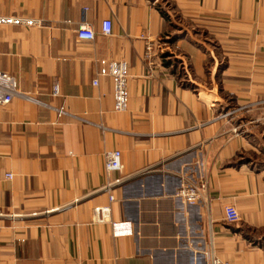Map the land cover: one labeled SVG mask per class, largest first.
Masks as SVG:
<instances>
[{
    "label": "crops",
    "instance_id": "obj_1",
    "mask_svg": "<svg viewBox=\"0 0 264 264\" xmlns=\"http://www.w3.org/2000/svg\"><path fill=\"white\" fill-rule=\"evenodd\" d=\"M0 16L42 22L0 27V72L32 98L0 107V264H264V0H0ZM100 60L128 65L125 112ZM200 182L205 202L177 196ZM106 205L118 229L91 223Z\"/></svg>",
    "mask_w": 264,
    "mask_h": 264
},
{
    "label": "built area",
    "instance_id": "obj_2",
    "mask_svg": "<svg viewBox=\"0 0 264 264\" xmlns=\"http://www.w3.org/2000/svg\"><path fill=\"white\" fill-rule=\"evenodd\" d=\"M42 25L41 21H36L33 19H24L20 17H5L0 16V27H23L32 28L40 27ZM101 34L104 36H109L112 31V23L110 20H104L101 23ZM76 37L80 41H93L95 38L94 31L92 27L83 22L76 31ZM146 58H151L153 52V45L148 44L145 48ZM99 70L97 76L100 78H110L113 88V109L117 113L125 112L128 108L129 103V92H128V79L129 71L128 65L124 61H99ZM98 85V79L95 78L92 81V86ZM52 96L58 97L60 95L59 85L55 84L52 88ZM21 98L24 100H32L29 95L21 93L19 91L17 80L4 72H0V107L9 105L15 98ZM57 118L67 116L68 113L64 107L54 109ZM226 116V115H225ZM102 131L105 129L103 127H98ZM236 133V129L233 130ZM104 171L109 177L105 185L102 187L101 192L108 194L109 203H112L115 198L112 195L114 189L119 188L123 185L126 178L118 176L115 178H110L113 174H121L122 163H121V153L118 150L107 151L104 154ZM11 178V175L7 176ZM206 189L207 184L205 182H200L196 185H188L183 187L179 193L178 197L188 205H196L206 200ZM225 222L228 224H236L239 222L240 217L236 209L232 206H228L224 209ZM91 223L95 224H111L114 229H118L121 224L113 223L111 220V208L110 205L106 206H95L91 210ZM212 264H219L216 259L212 260Z\"/></svg>",
    "mask_w": 264,
    "mask_h": 264
},
{
    "label": "trees",
    "instance_id": "obj_3",
    "mask_svg": "<svg viewBox=\"0 0 264 264\" xmlns=\"http://www.w3.org/2000/svg\"><path fill=\"white\" fill-rule=\"evenodd\" d=\"M161 14L163 15V12H161ZM164 16V15H163Z\"/></svg>",
    "mask_w": 264,
    "mask_h": 264
}]
</instances>
